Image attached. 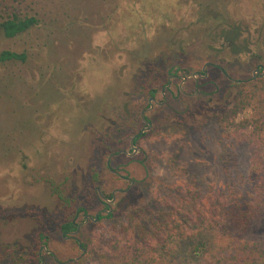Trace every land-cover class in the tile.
Segmentation results:
<instances>
[{
	"label": "rangeland",
	"instance_id": "rangeland-1",
	"mask_svg": "<svg viewBox=\"0 0 264 264\" xmlns=\"http://www.w3.org/2000/svg\"><path fill=\"white\" fill-rule=\"evenodd\" d=\"M9 3L10 11L40 12L42 23L0 40V53L28 56L25 63L0 64V264H13L5 244L22 257L20 264H107L115 247L131 239L136 244L130 218L138 219L135 225L159 212L173 218L181 207L187 218L217 221L231 191L252 192L257 181L250 169L255 158L264 165V147L241 142L223 117L242 87L230 79L246 81L259 100L264 97V77L250 82L255 70L264 73V0ZM204 6L223 14V24L206 29L211 36L196 24ZM240 25L250 35L249 54L213 42ZM208 62L230 79L211 66L199 80L200 93L190 96L197 89L192 74ZM146 109L153 130L133 153L130 141L145 126ZM120 151L128 155L111 160L114 175L107 162ZM50 180L84 209L78 224L101 211V219L87 221L77 234L85 251L60 232L65 217ZM194 203L205 208L200 215L190 214ZM249 237L264 243V217ZM175 247L178 264L204 262L185 260L189 253Z\"/></svg>",
	"mask_w": 264,
	"mask_h": 264
},
{
	"label": "trees",
	"instance_id": "trees-1",
	"mask_svg": "<svg viewBox=\"0 0 264 264\" xmlns=\"http://www.w3.org/2000/svg\"><path fill=\"white\" fill-rule=\"evenodd\" d=\"M45 3L50 5V0H45ZM9 5V0H0V40L16 39L41 25L40 12L32 14L10 11ZM222 15L215 8L204 6L197 13L196 24L202 25L205 33L211 36L212 30L206 29L213 28L219 22L223 24ZM221 29L224 30L223 27ZM243 32L241 25L235 26L230 31L224 30L223 38L235 47L244 43ZM27 60L28 56L24 52L5 50L0 53L1 65L25 63ZM248 111L251 112L249 117L237 121L240 114ZM223 122L233 130L241 142L264 147V97L259 100L257 94L246 85H242L238 91L232 107L223 117ZM250 173L257 181L252 192L245 195L231 191L220 205L221 217L217 221L208 218L203 220L200 216V220H194L191 215L187 218V215L183 216L186 211L181 207L172 212L175 214L173 218L159 212V215L149 219L140 216L141 222L137 225L134 221L138 219L130 218L133 235L137 234L136 244L129 239L128 245L115 247L107 264H178L180 254L179 250L174 248L176 244L177 248H183L189 253L188 258H185L187 261L191 258H202V264H264V243L249 237L252 227L264 217V165L258 158L253 160ZM98 176L99 174L92 173L94 182L98 181ZM49 182L52 183L54 193L58 195L63 207L65 219L60 232L75 230L74 219L84 212V209L77 206L78 201L74 194L67 195L51 180ZM202 210L205 208L194 203L190 214L200 215ZM146 240L153 241L157 247L150 245ZM210 242L211 246L214 244L213 247ZM41 243L39 240L38 248ZM2 249L5 257H12L13 264L22 262V257L17 256L10 245L5 244ZM34 253L36 260L41 261L38 252Z\"/></svg>",
	"mask_w": 264,
	"mask_h": 264
},
{
	"label": "flooded vegetation",
	"instance_id": "flooded-vegetation-1",
	"mask_svg": "<svg viewBox=\"0 0 264 264\" xmlns=\"http://www.w3.org/2000/svg\"><path fill=\"white\" fill-rule=\"evenodd\" d=\"M245 32L246 31H244L243 32V34H245ZM249 37H250V35H249ZM249 37H245V36H243V38H242V41L244 42L243 44L241 43V44H239L238 46H233V44L230 42V43H227L225 40H224V38L223 37H221V38H218V39H213V42H222V44H223V46L224 47H227L228 49H231V51L235 54V55H242V54H249L251 51H252V43H251V40H249ZM222 40V41H221ZM247 47H246V46ZM236 48V49H235ZM211 66H216L218 69H220V71L227 77V78H229L228 77V75H227V73H226V70L223 68V67H221V66H218V65H213V64H211V63H206L205 65H204V67L202 68V71H200V72H195V73H193L192 74V77L194 78V80H195V83L197 84V89H196V91H195V93L194 94H192V95H190V96H196V95H198L199 93H200V87L198 86V84H199V80L200 79H206V78H208V76H209V71H208V68L209 67H211ZM255 68H260V66H256ZM263 74L264 73H262L259 69H257V70H255L254 71V77H253V79H251L250 80V82H252V81H254L258 76L259 77H264L263 76ZM175 77H177V76H171L170 78H175ZM230 79V78H229ZM183 80H184V82L185 83H187V80H188V78L187 77H183ZM232 82H234V84L236 85V86H242V85H245L246 83V81H242V80H233V79H230ZM171 86V84L169 83V85L166 87V88H169ZM153 93H155L154 91H153ZM153 99V98H152ZM151 108V107H150ZM148 110H150V109H146V110H143L142 111V115H141V120L143 121V123L145 124V126L141 129V131L139 132V133H137V134H135V135H133L132 136V138H131V141H130V146L132 147V151H133V153H135L136 151H135V147H137L136 145H137V143H138V141L146 134V133H148V132H151L152 130H153V124H152V122L151 121H149L148 119H146V112H148ZM138 149V148H137ZM121 154H127L128 155V153L126 152V151H120L119 153H112V154H110L109 155V158H108V162H107V165L110 167V169H111V171H112V173L115 175V174H118V172L116 171V170H114V169H112L111 168V160L114 158V157H116V156H118V155H121ZM124 180L125 181H129L130 182V184H131V186L132 185H134L135 184V181L133 180V179H130V178H124ZM97 190V192H98V194H99V196H100V198H102L104 201H105V199H107L106 197H104L103 195H102V193L100 192V189L99 188H97L96 189ZM120 191H118V190H116V192L115 193H113V195H112V200L113 199H115V197H116V194H118ZM104 203V202H103ZM107 206V208H108V211L109 210H111V205H106ZM101 212V211H100ZM100 212H98V213H96V215H95V217L93 218V217H89V215H87L86 216V220H85V222L84 223H80V224H78L77 222H76V219H74V222H75V226H76V229L75 230H73V231H70V232H67V233H62V235H63V237L64 238H66V239H68V240H74V241H76L77 243H78V246L80 247V249L81 250H83V251H85L84 249H83V247H82V243L77 239V234L80 232V228L82 227V225L84 226V224L85 223H87V221H96V219L98 218V220H99V217H100ZM88 219V220H87ZM77 230H79V232L77 233V234H73V233H75ZM43 249H45V251L47 252V253H49L50 255H53V253L51 252V251H48L47 249H46V247L45 246H42L41 247V251L43 250ZM39 257H40V259H41V255L39 254ZM70 262H74V260H71ZM59 264H65V263H59Z\"/></svg>",
	"mask_w": 264,
	"mask_h": 264
},
{
	"label": "water",
	"instance_id": "water-1",
	"mask_svg": "<svg viewBox=\"0 0 264 264\" xmlns=\"http://www.w3.org/2000/svg\"><path fill=\"white\" fill-rule=\"evenodd\" d=\"M263 76H264V74H263ZM105 201H108L107 199H105ZM115 201V199H113L112 200V202H114ZM112 211V208H111V210H109V213ZM98 220V218L96 219V221ZM79 232V230H77L75 233H73L74 235L75 234H77Z\"/></svg>",
	"mask_w": 264,
	"mask_h": 264
}]
</instances>
